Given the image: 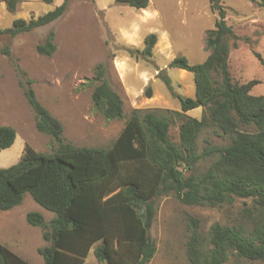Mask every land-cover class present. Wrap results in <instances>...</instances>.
Wrapping results in <instances>:
<instances>
[{
	"label": "trees",
	"instance_id": "16d2710c",
	"mask_svg": "<svg viewBox=\"0 0 264 264\" xmlns=\"http://www.w3.org/2000/svg\"><path fill=\"white\" fill-rule=\"evenodd\" d=\"M18 0H6L14 11ZM49 1V0H48ZM216 13L214 27L206 32L207 57L190 63L175 56L169 67L193 74L194 96L173 93L180 110L132 108L125 117L120 95L111 87L104 64L94 67L92 105L106 120L125 118L116 138L106 147L76 146L63 137L59 119L38 100L32 80L16 65L18 84L34 113L35 127L48 134L56 148L50 153L25 144L20 159L0 167V210L21 203L24 194L53 213L46 220L37 210L28 211L27 223L41 229L45 245L37 248L42 264H83L91 247L97 262L147 264L156 252L150 229L156 200L173 194L187 205L220 206L243 200L239 217L233 222L212 224L207 231L199 220L187 216L185 256L189 264H225L230 256L264 261V94L250 91L256 80L233 81L229 51L240 39L226 21L220 0H208ZM264 9V0H248ZM69 0L31 17L14 19L0 34L14 37L59 18ZM135 9H146L149 0H115ZM155 33L144 37L143 47L125 46L131 57L152 55ZM41 56L56 49L55 32L50 30L35 47ZM2 53L10 55L7 46ZM262 65L258 52L253 53ZM168 88L170 79L158 73ZM151 87L144 90L151 96ZM201 108L199 117L186 114ZM178 121V142L169 136L170 124ZM227 140L212 144L208 138L198 151V139L210 130ZM15 129L0 125V149L14 142ZM213 158L202 172L201 159ZM0 264H29L0 243Z\"/></svg>",
	"mask_w": 264,
	"mask_h": 264
},
{
	"label": "rangeland",
	"instance_id": "374dc122",
	"mask_svg": "<svg viewBox=\"0 0 264 264\" xmlns=\"http://www.w3.org/2000/svg\"><path fill=\"white\" fill-rule=\"evenodd\" d=\"M61 0H18L9 11L6 0H0V29L10 27L14 19L28 20L59 5ZM226 11V21L240 38L237 47L229 51V71L233 81L256 80L254 95L264 94V65L254 56L258 52L264 62V9L248 0H220ZM216 13L208 0H149L146 9H135L115 3V0H69L64 13L44 26L14 37L0 34V125L15 129L12 145L0 149V167L16 163L25 144L36 151L50 153L56 148L52 138L35 127L34 113L18 84L20 73L16 65L32 80L38 100L60 120L63 137L76 146L106 147L116 138L125 118L106 120L94 109L91 93L94 67L104 64L111 87L120 95L125 117L132 108L145 110H180L173 93L194 96L193 74L169 67L175 56L184 55L190 63L202 62L209 51L205 47L206 32L214 27ZM55 32L56 49L50 56H41L36 45L46 34ZM157 36L152 55L131 57L125 46L142 48L144 37ZM7 46L10 55L2 53ZM170 79L168 88L162 78ZM150 86L151 96L144 90ZM201 108L186 114L199 117ZM169 136L178 142V121H172ZM208 138L212 144H225L226 139L204 130L198 139V151ZM213 158L201 159L197 172H202ZM243 200L220 206L187 205L173 194L159 197L150 229L156 252L147 264H189L185 256L188 234L187 216L198 218L201 229L207 231L214 223L226 224L239 217ZM40 211L46 220L53 213L37 204L25 193L20 204L0 210V243L30 263H42L37 248L46 244L41 229L27 223L28 211ZM96 242L93 246L97 245ZM91 247L83 264L97 262ZM225 264H264L230 256Z\"/></svg>",
	"mask_w": 264,
	"mask_h": 264
},
{
	"label": "crops",
	"instance_id": "0c3cea01",
	"mask_svg": "<svg viewBox=\"0 0 264 264\" xmlns=\"http://www.w3.org/2000/svg\"><path fill=\"white\" fill-rule=\"evenodd\" d=\"M8 248V247H7ZM12 252H14V253H16V251H14L13 249H10ZM17 254V253H16ZM18 255V254H17ZM20 256V255H19ZM20 257H22V256H20ZM23 259H25L24 257H22ZM29 264H32V263H30V261H28V259H25ZM43 261V260H42ZM34 264V263H33ZM40 264H42V263H40Z\"/></svg>",
	"mask_w": 264,
	"mask_h": 264
}]
</instances>
